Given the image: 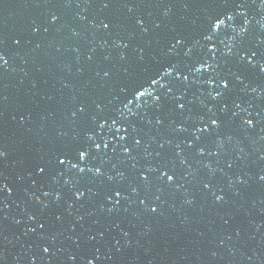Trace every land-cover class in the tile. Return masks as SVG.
<instances>
[{
	"label": "water",
	"instance_id": "95a60500",
	"mask_svg": "<svg viewBox=\"0 0 264 264\" xmlns=\"http://www.w3.org/2000/svg\"><path fill=\"white\" fill-rule=\"evenodd\" d=\"M103 3L0 0V264H264V0Z\"/></svg>",
	"mask_w": 264,
	"mask_h": 264
},
{
	"label": "snow or ice",
	"instance_id": "6c2138e0",
	"mask_svg": "<svg viewBox=\"0 0 264 264\" xmlns=\"http://www.w3.org/2000/svg\"><path fill=\"white\" fill-rule=\"evenodd\" d=\"M103 6H104V7H108V6H109V5H108V0H104ZM227 18H228V19H231V15L229 14V15L227 16ZM52 19L55 20L56 17L53 16ZM137 23H138V24H142L143 22H142L141 20L138 19V20H137ZM222 24H224V18L210 17L209 20H208V26H209L210 33H214V32L218 29V27L221 26ZM108 26H109V25L106 24V23L103 24V27H104V28H107ZM33 30L35 31L36 29H33ZM242 30H243V29H242ZM204 38H205L206 40H210V39H211V35H210V34H209V35H206ZM16 43H19V41H16ZM175 43H176V44L182 43V40H181V39H176ZM199 64L201 65V68H204L205 65H206L207 63H199ZM0 66H2V67L7 66V61L4 59V55H3V54H0ZM165 69H167V71L164 72V73H170V72L172 71L171 68H165ZM199 70H200V68H197V69H196V71H199ZM261 70H264V65L261 66ZM105 75H107V73H105ZM158 79H159V77H156V78H150V79L147 81V83L145 84V85H147V87H146L145 85H141L140 88L137 89V90L134 92V97H142V96L145 95V93H149V92L151 91V90H149V89H151L152 85L157 84ZM185 79H186V77H185ZM221 81L223 82V85H224V84H225V81H224V80H221ZM217 95H219V94H217ZM129 102H131V101H129ZM126 106H127V105H125V107H126ZM80 111L83 112L84 109L81 108ZM73 115H75V113H73ZM210 123H211V125H213V126H217L218 121H217L216 119H211ZM246 123H247L248 125H252L253 121H252V120H247ZM206 127H207V126H206ZM136 143L138 144L139 141L137 140ZM104 146L107 147V144H105ZM91 148L99 149V148H100V145L94 143V144L91 145ZM123 151H124V152H128L129 149H128V148H124ZM201 151H203V150L201 149ZM5 155H6V153H5L4 151L0 150V158H3ZM88 155H89V146L85 145L84 149H82V150H81V149H77V156H78V159H79V160H83V159H85ZM56 159H57V163H58V164L63 165V164H65V162H66V160L68 159V157L65 156V155H63V154H61V155L57 156ZM71 166H72V168H77V167H78V164H77V163H73ZM44 170H45L44 167H42V166H40V165H37V171H39V172L42 173V172H44ZM79 170H80L81 172L84 171L83 168H80ZM95 172H96V173H100V169H99V168H96V169H95ZM140 175H141L142 178L146 179V177H144V173H141ZM160 175H161V177L166 176L168 181H172V180H173V176L170 175V174H167V172H165V171H161ZM261 179H264V177H261ZM2 187H5V185H3L2 183H0V188H2ZM205 187L207 188V187H209V185L205 184ZM133 191H135V189H133ZM114 195H115V196H120L121 193H120L119 191H117V192L114 193ZM82 196H83V192H76V197H77L78 199H79L80 197H82ZM107 198H108V199H112L111 196H110V197H107ZM222 198H223V197L220 196V195H217V196L215 197V199H216L217 201L222 200ZM141 203H143V201H141ZM151 211L155 212V211H156V208H155V207H152ZM41 227H42V225H41ZM43 251H44V252H48L49 249H48L47 247H45V248L43 249ZM73 259H74V258H73ZM87 264H93V261H92L91 259H89V260L87 261Z\"/></svg>",
	"mask_w": 264,
	"mask_h": 264
}]
</instances>
